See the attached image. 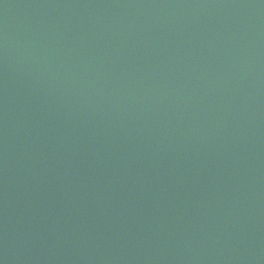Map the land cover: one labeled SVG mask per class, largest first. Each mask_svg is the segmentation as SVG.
<instances>
[{
  "label": "water",
  "instance_id": "1",
  "mask_svg": "<svg viewBox=\"0 0 264 264\" xmlns=\"http://www.w3.org/2000/svg\"><path fill=\"white\" fill-rule=\"evenodd\" d=\"M0 264H264V0H0Z\"/></svg>",
  "mask_w": 264,
  "mask_h": 264
}]
</instances>
